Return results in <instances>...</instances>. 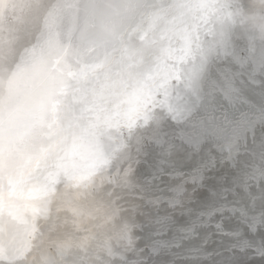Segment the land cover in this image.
<instances>
[{
	"label": "snow or ice",
	"instance_id": "6c2138e0",
	"mask_svg": "<svg viewBox=\"0 0 264 264\" xmlns=\"http://www.w3.org/2000/svg\"><path fill=\"white\" fill-rule=\"evenodd\" d=\"M17 10L33 16L39 35L13 70L6 61L18 38L11 28V38L4 36V21ZM66 16L73 23L63 30ZM238 39L247 41L243 55L236 50ZM221 57L238 66L224 72L227 96L239 94L234 81L245 76L264 88V0H56L51 7L45 0H0V264H129L126 253L137 247V226L117 219L122 208L107 189L135 186L131 141L137 158L146 133L159 143L161 119L190 111L169 102L173 92L198 96L202 79ZM227 149L233 160L234 145ZM76 157L87 163L69 166ZM259 158L260 166L245 172L248 179L216 193L195 219L189 211V220L177 226L167 213L152 217L149 254L179 247L180 240L211 227L233 241V250L251 249L264 259V244L254 245L241 232L264 229V152ZM213 167L205 161L147 203L157 210L186 209L185 185L200 186L204 171ZM162 174L158 168L152 179ZM251 179L262 182L259 198L249 191ZM94 191L109 197L102 214L78 202ZM53 201L70 213L71 231L52 241L48 252L33 241L40 239L37 221L47 217ZM86 217L96 221L95 230L83 226ZM232 220L236 227L226 230ZM5 226L26 238L6 243ZM167 231L173 239H160ZM207 243L205 237L192 253L199 256Z\"/></svg>",
	"mask_w": 264,
	"mask_h": 264
},
{
	"label": "water",
	"instance_id": "95a60500",
	"mask_svg": "<svg viewBox=\"0 0 264 264\" xmlns=\"http://www.w3.org/2000/svg\"><path fill=\"white\" fill-rule=\"evenodd\" d=\"M45 3L46 6L51 7L56 3V0H45ZM36 23L33 16L27 10L23 12L17 10L15 15L9 13L4 21V36L11 38L8 32V29L11 28L14 29L12 35L18 38L14 44V48L16 49L15 57L13 55L6 61V64H10L13 70L16 64L20 62V57L25 51L22 41H26L27 37L22 39L19 35L23 34L22 32L24 31L27 32V30L32 32L33 28L37 25ZM246 43V40L238 39L236 48L238 54H244ZM256 46L259 49V40L256 41ZM15 58L18 62L15 61ZM188 67H191V62ZM237 68L238 66L232 65L227 59L222 57L217 59L210 66V71L205 74V78L202 79L200 94L198 96L186 93L183 90L179 94L173 92L169 102L184 109H190V111H185L178 119L170 117L161 119L160 126L155 132V135L159 137V143H155L150 139L153 135L152 132L146 133L143 151L139 153L137 158L136 141H131V153L134 157L132 162L134 170L133 184L135 186L128 189H107L108 192L114 191L116 193L115 197L117 196L118 203L121 205L122 210L117 219L137 226L133 228L137 247L134 249V252L126 253L129 264H138V262L139 264H264V259L254 254L250 255V253H253L251 249L245 251L233 250L231 248L233 241L216 235L214 229L211 227L200 229L197 237L194 239L180 240L179 247L161 248L155 254H149L153 237L151 234L148 235L141 232V228L144 225L148 226L149 224L148 228L152 229L150 221L157 214H169L172 217V223L177 226L183 225L189 220L186 215L182 216L184 213H179L180 209L169 210L167 205H161L160 209L157 210L152 208L147 201L154 196L166 195L167 193V191H163L162 193L151 194L153 190L160 189V187L166 185L169 181H177L181 177L185 178L191 174L187 171L176 173V167H172V165L181 169H187L189 165L192 167L191 171H193V168L201 166L205 161L211 160L215 162L216 157L209 158L210 153L207 157L199 158L196 164H191L194 162L190 164L186 163L184 157L194 155L193 149L204 148L208 144L210 150L215 153H219L222 150L223 153L221 155L224 154L225 160L221 161L225 165L231 160L227 158V149L224 146L231 143L234 145L236 151L233 153L234 159L229 163L232 164L231 167L234 169L235 157L241 156L244 153L247 154V152H249L248 155L253 156L264 152V142L261 140V130L264 129V119L261 118V114L264 112V88L261 87L259 82L256 84L248 83L245 76L242 79L234 81L240 90L239 94L231 97L227 96L224 90L226 85L224 72L229 69L235 71ZM160 98L162 99V97ZM69 100L71 101V97ZM155 111L159 113L161 110L157 108ZM249 121H251L250 124L248 123ZM219 137H223L224 141L223 145L217 150L215 149V143ZM257 145L263 146V150L260 151ZM162 151H166L167 154H163ZM85 163H87L86 158H75L74 160L70 158L68 161L69 166L83 165ZM242 164L244 167H240V171L243 170L244 174L251 171V169H248L250 168V163L245 161ZM158 168H163V174L153 180L152 173ZM210 169L205 170L204 173ZM240 171L237 175L233 174V172L231 175L229 174L230 177L227 180H234L233 177L238 179L247 177L241 175ZM218 175L217 180L220 181L223 178V174L221 176L220 174ZM146 181L152 182L149 184ZM222 184L214 183L209 185L213 186V189L216 190L218 185L224 188L225 181ZM187 185H190V183L185 186ZM231 185L233 188L227 187L235 189L234 184L232 183L229 186ZM252 190H254L253 194L256 197L260 196L257 195V190ZM214 193H200L193 205L195 209L191 213H198L212 204ZM87 197H89V200L85 199ZM90 199L91 203L89 202ZM108 199L109 197L106 192L94 191L87 196H81L79 201H83V204L90 203V209L93 212L99 208L100 214H102L103 205ZM55 208L61 210L60 205H57ZM61 211H56L58 216L61 217L60 219L64 215ZM192 217V219H195V215H192ZM90 219L91 217H86V222L83 226L95 230L96 221ZM215 219H219V217ZM236 225L237 221L233 220V222H226L225 228L230 231ZM65 229V231H68L67 225ZM245 231L247 232L245 228L241 227L243 239L252 241L254 245L264 244V232L246 233ZM83 234L86 233H76V235ZM173 236L174 232L168 234L165 238L160 237V239L172 240ZM205 237L208 238V243L204 245L203 252L199 256L194 255L191 250L201 245ZM176 238L179 240L178 234Z\"/></svg>",
	"mask_w": 264,
	"mask_h": 264
},
{
	"label": "bare ground",
	"instance_id": "6f19581e",
	"mask_svg": "<svg viewBox=\"0 0 264 264\" xmlns=\"http://www.w3.org/2000/svg\"><path fill=\"white\" fill-rule=\"evenodd\" d=\"M79 22L80 21L78 20L77 23H79ZM72 23H73V18L71 16H66L61 21L62 29L63 30H67L68 28H70L72 26ZM37 28H38V24L33 28L32 32L30 31L31 33L27 30V32L24 31V32H22L23 34L19 35L22 39L27 37L26 41H22L23 48H24V46H25V49L26 48H31L32 45L36 43L35 37L39 35V32L37 31ZM15 46H17V45H15ZM14 57H15V55H14ZM15 61L18 62L16 60V58H15ZM261 131H262L261 132V136H262L261 140H262V142H264V129L261 130ZM223 141H224V138L223 137H219L218 140L215 143V149L218 150L223 145ZM227 146H228V144L226 146H224V147L227 149ZM257 148L260 151L263 150V146L260 147L259 145H257ZM253 149H254V147H253ZM193 151L195 152L194 155H192L191 157H184V161H186V163H188V164H190L191 162H194V163H191V164H196L198 162L199 158L202 159V157H207V155L210 154V153H211V155H209V158L210 157H216V158H215V162H214L215 167L211 168L209 171L204 173V179H203V182H202V184L200 186L193 187L191 184L185 186L186 190L188 192V195H189V199L186 201L187 208L184 209V210H181L179 213H184L182 216L186 215L188 218H189V211L193 212V209H195V206H193V205H194V202L197 199V197H199L200 193L205 192L207 194V193H212V192L214 193L215 192L214 193V195H215L216 193L224 191L223 189H219V188L218 189L216 188V190H215V189H213V187H211L209 185V184L213 183L212 181H214L215 179H217L219 177L218 174H220V176H221L222 174L223 175L227 174L230 171H234L235 172L237 169L240 170V167H244V165L242 163H244L245 161L250 163L249 164L250 168H248V169H251V171H249V172H252L253 169L254 168H258L260 166V163H261L260 158H259L260 157L259 154H255L253 156V155H248L249 152H247V154L244 153L241 156L235 157V169H234V168L231 167L232 164H230L232 160L229 161L230 163L228 162L225 165H223L224 163H222V161L225 160V157H224V154L221 155L223 153L222 150L219 151V153H217V152L215 153L214 151H211L210 150V146L208 144H206L204 148H196V149H193ZM227 151H228V149H227ZM162 153L163 154H167L166 151H162ZM183 156H184V153H183ZM77 158L81 159L80 157H76V159ZM227 158H228V156H227ZM72 160H74V159H72ZM218 160H220V161H218ZM188 164H184V165H188ZM181 166H183V165H181ZM172 167H176V171H175L176 173H181L182 171H187L188 173H192V171H191L192 167H190L189 165H188L187 169H181V168H179V167H177L175 165H172ZM193 169H196V168H193ZM175 172H174V174H176ZM241 172H243V170H241L240 173ZM241 175H243V174H241ZM243 176H245V175H243ZM187 177H185V178H187ZM247 179H248V177H247ZM171 180H173V179H171ZM175 181H169L166 185H163L162 187H160V189L153 190L151 194H153V193H155V194L156 193H162L163 191H167L168 186L170 184L174 183ZM250 181L251 182H250L249 191L251 193H253L254 190L251 191V189H255L256 187H259L257 195H260L262 182H260L258 179H251ZM236 185H234V188L237 187ZM231 187H232V185H231ZM114 190H116V189H114ZM194 195H198V196H194ZM192 196H194V197H192ZM230 197H231V195H230ZM257 198H259V196ZM85 199L89 200V197H87ZM112 199L117 200V202H118L117 196L116 197L114 196ZM78 202L83 206L85 211H92L90 209L91 199L89 201L90 203H86V204H83V201L82 202L78 201ZM57 205H60L59 202L58 201H53V203L51 205H49V210H48L47 217H41L37 221V223L40 226L39 227V233H38V235L40 236V239L36 240V241H33V243L34 244H39L40 248L42 250H44V251H53V249L50 247V245H51L52 241L56 240L58 237L64 235L67 232V231H65L66 230L65 229L66 225H67L68 231H71V224H70V222L66 221V218L68 216H70V213H68L65 209H63L61 207L60 208H61L62 211L61 210H57L55 208ZM189 205H190V207H189ZM56 211H61V212L64 213L62 219H60L61 217L58 216ZM195 214L196 213H192V215H195ZM191 218H193V217H191ZM85 222H86V220H84V224H85ZM231 222H233V220ZM88 229H90V227ZM147 231L151 232V233L153 232V230L149 229L147 225H144L141 228V232L143 234H147ZM172 232L173 231H167L166 234H170ZM259 232H261V231H259ZM25 238L26 237H24L22 233L17 232L14 228H11L9 226H5V231L3 233V240L6 243L18 242V241H20L22 239H25ZM38 255H39V250H37V256Z\"/></svg>",
	"mask_w": 264,
	"mask_h": 264
},
{
	"label": "rangeland",
	"instance_id": "374dc122",
	"mask_svg": "<svg viewBox=\"0 0 264 264\" xmlns=\"http://www.w3.org/2000/svg\"><path fill=\"white\" fill-rule=\"evenodd\" d=\"M239 171H240V170H238V169H237L235 172H234V171H230L229 173L224 174V175H223V178H221L220 181H218L217 179H215L214 181H212V182H213L212 184H214V183H221V184H222V182L225 181V184H224V185H225L224 188L226 187L225 189L222 188V187L219 186V185H218V187H216V188L223 189L224 191H225L226 189L233 188V187H231V186H229V185L232 184V183H233L234 185H236V184H237V181H238V178L231 176V177H233V178L235 179V182H234V180L228 181L227 179L230 177V175H231L232 172H233V174H236V173L238 174ZM229 174H230V175H229ZM237 174H236V175H237ZM240 174L245 175L243 172H241ZM244 179H247V177H246V178L244 177ZM226 181H228L229 184L226 183ZM222 185H223V184H222ZM227 186H228L229 188H228ZM236 186H237V185H236ZM212 187H213V186H212ZM235 189H236V188H235ZM258 189H259V187H256V188H255V190H257L256 192H258ZM229 197H230V196H229ZM231 198H232V197H230L229 199H231ZM148 226H150V225L148 224ZM199 230H200V229H199ZM199 230H198V231H199ZM263 230H264V229H260V230H258V232L261 231V232H259V233H262V232H264ZM245 232H246V231H245ZM246 233H248V231H247ZM147 234H148V235L151 234V236L153 237V232L151 233V232H148V231H147ZM167 235H168V234H166V235H162L161 237H164V238H165ZM159 238H160V237H159ZM48 252H52V251H48ZM252 254H253V253H250V255H252Z\"/></svg>",
	"mask_w": 264,
	"mask_h": 264
}]
</instances>
